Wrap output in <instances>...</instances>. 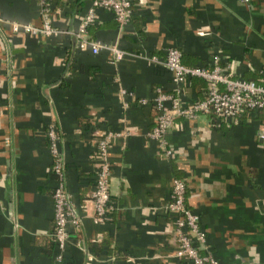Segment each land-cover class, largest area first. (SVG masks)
I'll use <instances>...</instances> for the list:
<instances>
[{"label":"crops","instance_id":"1","mask_svg":"<svg viewBox=\"0 0 264 264\" xmlns=\"http://www.w3.org/2000/svg\"><path fill=\"white\" fill-rule=\"evenodd\" d=\"M130 1L132 21L120 31L109 10L94 9L84 37L104 47L92 53L75 35L91 0H49L44 10L36 0H0V264H190L174 256L173 214L164 208L173 178L183 181L184 203L219 264H264V153L256 135L264 115L177 118L165 134L169 157L147 136L152 89H172L170 72L148 56L173 46L185 65L209 66L216 56L230 75L257 80L264 0ZM10 21L47 22L53 31L15 32ZM111 45L125 51L121 59L110 60ZM204 91L202 79L189 78L182 99ZM49 123L79 219L60 259ZM107 133L113 210L94 224L95 140Z\"/></svg>","mask_w":264,"mask_h":264},{"label":"built area","instance_id":"2","mask_svg":"<svg viewBox=\"0 0 264 264\" xmlns=\"http://www.w3.org/2000/svg\"><path fill=\"white\" fill-rule=\"evenodd\" d=\"M247 2L248 0H239ZM42 10L45 9L43 0H36ZM104 8L111 12L116 23L117 30L129 22L131 11L130 0H91L89 7L80 20L77 31V46L82 49L89 47L92 53L104 47L100 42L84 37L85 27L93 22L94 9ZM12 31L39 34L50 33L53 30L45 22L41 28L30 24L9 22ZM111 53L110 60H119L125 51L111 45L106 47ZM150 62L161 64L171 74V91H163L160 87H154L150 99L154 115L151 128L147 136L156 142L160 153L169 157L171 150L166 146L165 134L174 127L177 118H191L197 114H210L221 120H238L241 116L264 115V71H260L259 79H245L230 75L226 66L217 64V57L209 66H188L181 62V52L178 48L170 46L164 49L163 56H148ZM189 78H199L205 82V91L201 98L185 102L182 99L184 85ZM141 104L146 99H140ZM114 133V132H112ZM111 133H107L95 140L96 157L98 167L94 173L93 187L88 193L94 207L92 222L99 224L104 222L112 212L113 206L109 198L110 169L107 161V148ZM256 135L260 140L264 153V116L259 117ZM46 138L48 151L52 159L51 173L56 182L51 196L53 200V228L52 238L58 254L68 242L71 231L78 230L79 219L74 210L72 201L64 187L62 155L58 149V137L55 126L47 124ZM170 200L164 208L173 214V235L176 241L174 256L177 259L188 261L190 264H219L212 256L205 233L199 226L196 214L184 203L185 185L179 178L171 180Z\"/></svg>","mask_w":264,"mask_h":264},{"label":"trees","instance_id":"3","mask_svg":"<svg viewBox=\"0 0 264 264\" xmlns=\"http://www.w3.org/2000/svg\"><path fill=\"white\" fill-rule=\"evenodd\" d=\"M43 3H46V4H48L49 3V0H43ZM132 14H131V16H130V19H129V21H132ZM115 22V21H114ZM115 25H116V23H115ZM86 28V27H85ZM181 62H182V60H181ZM183 63V62H182ZM192 79V78H191ZM259 78H257V80H258Z\"/></svg>","mask_w":264,"mask_h":264}]
</instances>
